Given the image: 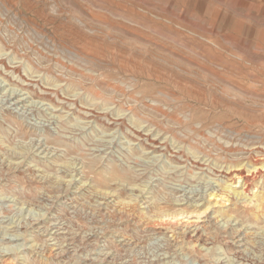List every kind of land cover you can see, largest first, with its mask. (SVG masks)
Masks as SVG:
<instances>
[{"label":"rangeland","instance_id":"rangeland-1","mask_svg":"<svg viewBox=\"0 0 264 264\" xmlns=\"http://www.w3.org/2000/svg\"><path fill=\"white\" fill-rule=\"evenodd\" d=\"M262 164L264 0H0V264H264Z\"/></svg>","mask_w":264,"mask_h":264},{"label":"bare ground","instance_id":"bare-ground-1","mask_svg":"<svg viewBox=\"0 0 264 264\" xmlns=\"http://www.w3.org/2000/svg\"><path fill=\"white\" fill-rule=\"evenodd\" d=\"M168 124H169V123H168ZM140 136H141V135H140ZM151 143H153V142H151ZM263 166H264V164H262V166H261V167L259 166V167L262 169ZM234 167H236V166H234ZM260 168H255V169H256L255 171H257V170L260 169ZM263 169H264V168H263ZM253 172H254V171H253ZM237 177H238V176H237ZM237 179H238V181H239L238 183H243L241 186H244L245 183L247 182V178H246L245 176H239ZM235 181H236V180H235ZM249 181H250V180H249ZM232 186H233V185H232ZM227 189H228V188H227ZM240 189H241V188H240ZM228 190H229V189H228ZM231 190H232V189H231ZM211 195H212V194H211ZM214 195H215V194H214ZM214 195H213V197H214ZM216 196H217V200H218L219 198H221V197H222V199H224V200L227 198V195H225V196H224V195H223V196H222V195H221V196L216 195ZM211 197H212V196H211ZM218 197H219V198H218ZM222 199H221V201H222ZM228 199H229V198H228ZM226 200H227V199H226ZM229 200H230V199H229ZM229 200H228V201H229ZM217 204H218V203H217ZM223 204H224V202H223ZM258 208H259V207H258ZM166 216H167V215H166ZM172 216H173V215H172ZM175 216H176V215H175ZM175 216H174V217H171L170 220H172V219L174 220ZM177 216H178V215H177ZM180 216H181V215H180ZM155 217H156V216H155ZM161 217H162V216H161ZM167 217H168V216H167ZM167 217H166V218H167ZM163 218H165V217H163ZM159 219H160V218H159ZM173 220H172V221H173ZM168 221H169V220H168ZM174 223H175V222H174ZM176 223H177V222H176ZM176 223H175V224H176ZM166 224H167V223H166ZM163 225H164V224H163Z\"/></svg>","mask_w":264,"mask_h":264}]
</instances>
